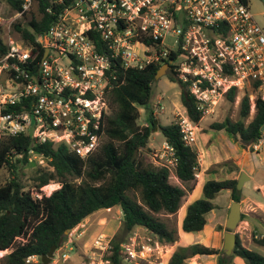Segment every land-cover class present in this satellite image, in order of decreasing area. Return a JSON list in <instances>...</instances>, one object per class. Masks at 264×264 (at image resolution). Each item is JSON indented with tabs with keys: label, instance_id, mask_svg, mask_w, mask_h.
Returning a JSON list of instances; mask_svg holds the SVG:
<instances>
[{
	"label": "built area",
	"instance_id": "obj_1",
	"mask_svg": "<svg viewBox=\"0 0 264 264\" xmlns=\"http://www.w3.org/2000/svg\"><path fill=\"white\" fill-rule=\"evenodd\" d=\"M15 1L20 9L11 17L3 38L8 51L0 58V142L24 135L36 145H65L87 160L106 138L118 66L144 70L171 61L203 119L233 91L236 103L248 96L251 119L257 100H264V31L249 0H49L46 13L55 20L36 44L12 25L38 18V2ZM177 124L184 143L194 145L199 128L187 111ZM252 154H264V125ZM156 157H169L160 168L176 179L174 149L166 142ZM44 161L49 163L29 151V164ZM74 234L57 249L53 264L70 260ZM173 252L174 246L141 241L135 231L121 246L124 264H168ZM111 253V239L98 235L85 264H110ZM38 262L37 256L27 259Z\"/></svg>",
	"mask_w": 264,
	"mask_h": 264
},
{
	"label": "trees",
	"instance_id": "obj_2",
	"mask_svg": "<svg viewBox=\"0 0 264 264\" xmlns=\"http://www.w3.org/2000/svg\"><path fill=\"white\" fill-rule=\"evenodd\" d=\"M17 12L15 0H0ZM38 18L34 16L28 24L14 23V30L28 42L44 35L55 17L46 13L49 0H37ZM3 25L0 23V58L8 49L2 38ZM163 65H152L144 70H125L114 67L116 80L108 95L113 115L107 117L106 138L98 151L87 160L81 159L65 145L52 143L36 145L30 137L5 138L0 142V171L7 169L14 178L0 184V251L5 253L2 264H27V259L42 257L56 246L59 249L72 231L91 215L101 211L120 208L123 223L111 239L110 264H124L121 246L131 234L142 228L161 244L175 246L179 242L176 228H171L159 215L175 216L184 206L186 198L196 186V175L200 172V155L192 146H187L177 122L168 126L157 125L150 108L152 85ZM167 77L181 89V104L190 119L199 124L202 115L187 86L179 79L174 67ZM236 92H231L226 103L233 104ZM140 109L148 114V126L138 124ZM250 115L248 96L242 99L239 120L226 118L212 126L213 130L225 131L244 150L252 152V144L261 134L264 125V100L256 102V113L247 123ZM161 131L177 158L175 176L180 183L172 182L166 168L154 167L138 158L139 153L150 144L155 129ZM34 150L49 160L52 170L38 168L34 172L33 186H27L18 177L20 166L31 165L28 153ZM23 154L22 159L17 156ZM227 166L228 163L219 164ZM59 183L61 187L47 196L43 188ZM238 180H209L203 187V198L187 207L182 230L185 233H199L207 225V215L215 209L213 200L222 193L230 192L233 202H242V191L237 190ZM37 195H41L38 198ZM126 218V219H125ZM244 220V216H242ZM222 230V227L219 228ZM254 241L264 246V239ZM196 256H216L217 264H232L240 257L246 264H264V256L243 246L237 235V245L231 256L224 251L202 244L178 246L168 264H187Z\"/></svg>",
	"mask_w": 264,
	"mask_h": 264
},
{
	"label": "rangeland",
	"instance_id": "obj_3",
	"mask_svg": "<svg viewBox=\"0 0 264 264\" xmlns=\"http://www.w3.org/2000/svg\"><path fill=\"white\" fill-rule=\"evenodd\" d=\"M249 7L251 13L254 16V20L256 23L263 29L264 31V5L260 0H249ZM13 12L11 8L4 2H0V23L3 25V34L2 38L6 37L7 27L10 23ZM14 25V24H13ZM12 25V27H13ZM6 39V38H5ZM169 71H167L168 74ZM166 76L161 77L152 85V98L150 102V108L153 112L154 119L159 126H168L173 122H177L178 115L185 114L186 109L181 104V89L177 83H173ZM242 102V101H241ZM241 102L236 103L234 101L233 104L226 103L221 106L218 112L211 117H207L202 119V121L198 124L199 131L197 132V139L192 147L197 151L201 149V142L199 141V133H211L213 135V140L205 143V147L203 149H209L210 153L216 156L217 160L220 163H217L211 166L205 173L201 175V169L197 177V183L199 180H203L206 178L205 175H209L210 180L223 181L230 180V178L237 177V180L240 179L242 173H246L250 179L244 180L245 187L242 192L248 198L256 200L261 204H264V166L257 165L255 169L251 167L250 158L253 157L252 152L248 150H244L239 144H237L225 131H216L212 129V126L216 123H222L226 118H230L233 121L239 120V111ZM161 107L163 109L161 110ZM113 110L110 108V116L113 115ZM148 114L145 109H140V118L138 124L141 127L148 126ZM251 118L247 119V123L251 121ZM158 129V128H157ZM156 130V129H155ZM231 139V141H230ZM231 142V143H230ZM166 140L162 135L161 131L153 132L152 137L150 138V144L144 150H142L138 158L143 160L145 164L160 167V164L167 163L169 157H166L163 161L156 157V154L163 151L165 147ZM200 164L201 160H205L209 156V152H205V154L200 153ZM205 155V156H204ZM222 159H226L221 161ZM258 159V157H257ZM209 160V159H208ZM256 160V159H255ZM257 161V160H256ZM227 162V166H220L219 164H223ZM48 169L52 170L48 161H44L43 165L38 163L37 165L31 164L26 166H20L18 177L22 181L23 184L27 186V190H29L33 184V176L36 169ZM201 168V167H200ZM11 178H14L13 174L7 169H3L0 171V184H5ZM172 182H177L174 176H171ZM196 183V184H197ZM61 187L59 183H52L43 188V192L45 195L49 196L54 191L58 190ZM194 191V190H193ZM193 193V192H192ZM191 193V194H192ZM227 191L220 193L216 199L213 200V204L215 205V209L212 211L214 214H217L220 206L225 203L228 199ZM203 198V193H201L200 199ZM243 203V201L241 202ZM248 206L244 205V210L242 211V216H244V220L239 223L238 228L235 230V233L240 236L241 228H246L248 225L245 223L252 219L256 214L248 211ZM179 212L175 216H167V215H159V218L166 222L171 228H176L179 234ZM252 216V217H251ZM123 212L120 208H113L109 210H101L93 215H91L88 219L89 221L83 222V225L79 228H75L74 230L67 233L69 241L71 233L75 232L72 240L74 241V251H67L70 255V260L63 263L58 264H85L86 252L90 249L93 240L101 234L108 236L110 239H113L114 236L120 230L123 223ZM258 218L260 223L264 225V212L259 211L254 218ZM251 230V229H250ZM257 231H260V228H254L252 231L247 232V240L250 242L254 241L255 235H257ZM138 233L141 241L151 243V240L154 238L147 233L146 230L142 228H137L135 230ZM200 233V232H199ZM206 234V230H204L203 235ZM260 237V236H259ZM82 238H84L82 240ZM180 239V237H179ZM262 240V239H256ZM67 241L65 243H67ZM180 242V240H179ZM178 242V243H179ZM255 242V241H254ZM223 250V249H222ZM252 251L258 252L257 250L250 249ZM176 251V250H175ZM174 251V252H175ZM10 250L5 253L0 252V264L3 263V258L10 254ZM173 252V253H174ZM53 264V263H51ZM187 264H198V262L189 260Z\"/></svg>",
	"mask_w": 264,
	"mask_h": 264
},
{
	"label": "crops",
	"instance_id": "obj_4",
	"mask_svg": "<svg viewBox=\"0 0 264 264\" xmlns=\"http://www.w3.org/2000/svg\"><path fill=\"white\" fill-rule=\"evenodd\" d=\"M198 138L202 146L201 149L198 151H201L200 153H203V154H205L206 151L208 153L209 149L204 150L203 146L205 147V143L209 142L210 140H213L212 139L213 135L211 133H199ZM208 154H209L208 158H206L205 160L204 159L201 160V164H200L201 175L200 176H202V173H205L211 166L217 163H220V161L217 160L216 156L213 155V153L209 152ZM224 160H227V158L226 159L221 158V161H224ZM250 160H251V167L253 169H255L257 165L264 166V154H261L260 156L253 155V157H251ZM205 176H206L205 179L199 180V182L196 184L193 193L188 195L184 206L179 211L178 218L180 222H179L178 227H179L180 242L174 246V251L176 250L178 246H189V245H194V244H202L204 246L215 248L218 250L223 249L224 235L227 232L226 221L228 218L230 207L232 206V203H233V201L231 200L230 192L225 194L227 195L228 199L225 201L224 204H222V206H220L218 213L214 214L213 212H211L207 215V225L205 226V229H204L206 230L205 235H203L204 230L200 233H185L182 230V225H183L184 218L186 216L187 207L194 201L200 199L201 193H203V187L205 183L210 180L209 175H205ZM235 179H237V177L230 178V180H235ZM177 183H180L179 180ZM242 201H243V203H241L242 211L244 210V205L246 204V206H248L249 204V207L246 208L248 209L249 212L254 213V214L255 213L257 214L259 211L264 212V204H261L260 202H257L256 200L248 198L247 196L243 194V192H242ZM256 214L254 216H256ZM254 216L252 219L250 218L249 221L245 222L248 225V227L241 228V232H240L241 235L239 237L244 247L248 249L257 250L258 253L264 256V246H259L253 240L248 242L246 238L247 232L252 231L254 228L259 227L261 232L257 231V235H255V238L264 239V225L260 223L258 218L256 217L254 218ZM86 221L88 222L89 219L85 220V222ZM82 225L83 223L79 225V227H81ZM220 227H222V230L219 229ZM83 239L84 238H82V240ZM191 260L198 262V264H217L216 256H196L195 258ZM232 264H246V263L240 257H235L233 259Z\"/></svg>",
	"mask_w": 264,
	"mask_h": 264
},
{
	"label": "water",
	"instance_id": "obj_5",
	"mask_svg": "<svg viewBox=\"0 0 264 264\" xmlns=\"http://www.w3.org/2000/svg\"><path fill=\"white\" fill-rule=\"evenodd\" d=\"M264 5V0H260ZM172 62H168L164 64L156 75V80H159L161 77L166 76L167 71L170 70ZM262 130V128H261ZM158 129L155 130L157 132ZM250 179L246 173H242V176L238 180L237 183V190L242 191L244 186V180ZM126 219V218H125ZM242 221V210H241V203L233 202L232 206L230 207L228 218L226 221V229L227 232L224 235V242H223V251L226 256H231L233 251L237 245V234L235 230L238 228L239 223ZM67 233H70L68 231ZM57 251V247L53 246L47 255L42 257V264H51L54 254Z\"/></svg>",
	"mask_w": 264,
	"mask_h": 264
}]
</instances>
